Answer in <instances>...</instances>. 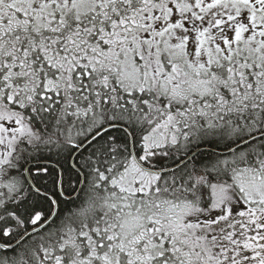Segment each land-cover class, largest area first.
<instances>
[{"label": "snow or ice", "instance_id": "obj_1", "mask_svg": "<svg viewBox=\"0 0 264 264\" xmlns=\"http://www.w3.org/2000/svg\"><path fill=\"white\" fill-rule=\"evenodd\" d=\"M0 264H264V0H0Z\"/></svg>", "mask_w": 264, "mask_h": 264}]
</instances>
